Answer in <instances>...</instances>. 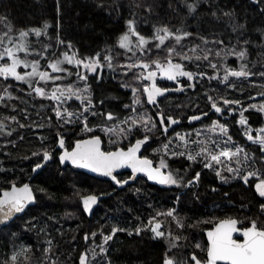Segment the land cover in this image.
<instances>
[{"label": "snow or ice", "instance_id": "6c2138e0", "mask_svg": "<svg viewBox=\"0 0 264 264\" xmlns=\"http://www.w3.org/2000/svg\"><path fill=\"white\" fill-rule=\"evenodd\" d=\"M251 2L254 5H264V0H251ZM197 3L198 0H192V2L183 0L184 7L190 13L197 11ZM103 6V4L100 5V7ZM59 10L60 0H57V11ZM145 11L151 14L152 6L148 5ZM260 11L264 12V7H261ZM212 15L216 16V12H212ZM223 15L231 18L233 14L231 11H225ZM0 22L6 29L0 35V77L5 81L11 79L26 84L31 90L28 94H34L33 99L38 97L41 100L50 101L57 129L70 131L69 126H76L80 133V138L76 139L72 146H66V137L59 130L47 147L44 145L48 137L40 136V149L32 151L31 156L24 157V159L38 158L33 161L31 173L38 175L50 161H54L58 156V163L62 167L70 165L73 169L86 170L106 177L122 190L130 185V182H138L142 178L163 186L195 187L201 183V172L196 171L185 180L178 171L171 170L169 160L183 157L189 162V169L202 165L204 169L213 172L222 184L236 180L241 181L245 186H254V193L259 198L258 212L255 214H250L245 206L241 205L243 218L238 215L213 214L206 219H198L193 224L186 223L176 208L158 212L157 216H166L176 222L177 228L181 230L177 234H173L171 230H162L163 225L157 216L151 217L147 225L137 227L134 232L118 226H113L109 234L101 231L102 243H96V232L85 233V243L87 244L91 239L95 247L86 249L79 256V264H100L96 248L99 249V254L107 256L105 245L118 232H127L129 236L133 234L139 236L145 231H151L154 239L166 241L168 250L163 264H264V155L257 158L255 153L250 154L238 146L229 132L228 123L221 122V117L234 116L237 108L232 106H238L239 119L235 123L242 127L248 141L259 146L258 152L264 154V127L253 135V129L248 125V119L245 117V112L249 109L264 113V104L259 106L251 104L244 107L238 99H229L224 96L217 99L205 93L210 109L217 118L212 119L209 112L188 116L189 124L202 121L204 117H208L210 121L205 128L195 129V138H193L192 132L180 133L172 128L173 125H179L181 120L171 114H165L159 108L161 101L158 99L160 97L167 99V93L183 92L186 87L195 89L197 77L201 79L207 77L209 82L217 80L226 87L235 89V81L247 80L256 73L249 69L247 63H241L239 69H236L228 65L226 60L229 56H235L243 61L247 56V48L237 50L235 46H230L231 42L225 45L222 39L209 40L204 36L199 37L202 44L188 47L183 42L193 35L191 32L183 29L172 31L168 25H161L155 27L151 36H146L137 29L135 20L129 19L126 22L127 31L118 38L117 44L124 53L130 54L126 56L128 62L114 63L116 58L110 53L103 56L100 53L93 56H81L71 42H65L62 39L55 43L44 44L42 51L33 48L29 37L34 35L39 42L40 37L47 35L45 29L50 27L47 23L43 29H19L17 36L13 35L16 29L6 16L0 17ZM231 27L233 32H237L244 29L245 25L232 24ZM168 41L173 43L169 44ZM239 43L240 41L237 40V44ZM243 43L247 45L249 41L244 40ZM61 45L63 49L59 47ZM208 45L217 47H208ZM212 56L219 63L210 58ZM28 57L35 58L28 59ZM41 61L44 63L42 64ZM193 61L197 62L198 71L191 69L190 65ZM202 61L207 62L206 66L213 70L212 73L203 71L205 65L200 63ZM105 67L110 71H116L119 68L125 77H129L131 73L129 80L120 84V87L130 89L132 97L131 103L123 104L127 112L122 116H117L111 111H100L93 101L90 79L99 82ZM21 68L25 70L23 73L19 71ZM42 68L44 70H41ZM48 69L51 71L49 72ZM259 76L264 78V71H260ZM230 78H235V81H230ZM63 80H68L69 83L63 86L57 83ZM129 81H135V83ZM166 82H172V84L169 85ZM41 84L44 86H40ZM50 85V90H46ZM9 87L12 85L8 84L4 89L7 99H18L8 92ZM4 99L5 96L0 95V101ZM103 103L104 101L101 100L100 104ZM147 105L156 106L158 110L150 114L149 111L143 110ZM90 116L105 118L106 122L100 126V131L107 136L109 147H104L105 142L101 135L96 133V127L89 120ZM10 119L19 128L33 126L20 123L15 116ZM48 119L52 121L51 116ZM33 124L36 128L44 126L37 122ZM5 127L4 123L0 122V131H3ZM170 128L175 133L171 137L169 136ZM12 131L7 132V135L11 136ZM203 133L211 135H203L201 138ZM161 136L166 138V142L162 141L160 148L153 149L158 157L157 164L154 159L143 155L142 149L147 151L145 145H149L150 141ZM19 139L23 140L24 137L21 135ZM124 141H128L127 145H124ZM173 144L175 149L171 147ZM257 163L259 167L256 166ZM120 170H130V172L125 175ZM37 191L43 193L46 190L43 188L34 190L28 183L18 186L14 182L8 188L0 189V225L7 227L8 222L17 214L24 213L29 205L36 204ZM136 191L139 192V189ZM212 191L215 192L217 189L212 188ZM224 195L227 196L228 193ZM194 196L199 199L198 194L194 193ZM98 199L96 195H81L83 212L92 214L93 206L98 203ZM200 225H210V227L204 233L206 242L204 244L195 242L192 245L198 251L185 252L182 255L168 254L181 247L186 249L188 238L183 235V230ZM181 240L185 241L183 245L180 243ZM48 243L51 244V241ZM26 251L27 249L22 247L20 252L6 259L5 264H18V257ZM45 251L50 253L51 248ZM89 251L93 253L91 261L88 259ZM201 253L203 256L200 255ZM53 264H55L54 261ZM106 264H111V261H106Z\"/></svg>", "mask_w": 264, "mask_h": 264}, {"label": "trees", "instance_id": "16d2710c", "mask_svg": "<svg viewBox=\"0 0 264 264\" xmlns=\"http://www.w3.org/2000/svg\"><path fill=\"white\" fill-rule=\"evenodd\" d=\"M101 4L104 6L100 7ZM148 5L152 6L151 14L145 11ZM261 7L264 5H254L251 0H198L197 11L190 13L184 7L183 0H60L58 12L57 0H0V17L6 16L15 27L16 31L13 34L18 33L19 29H43L46 23L50 25L45 29L47 35L40 37L36 45L41 51L44 44L55 43L62 39L71 42L81 56H93L96 53H100L101 56L109 53L113 55L112 49L116 46L118 38L127 31L126 22L129 19H134L138 27H146L149 35L154 33L155 27L161 25H168L172 31L183 29L191 32L193 35L183 42L188 47L193 46L194 43H202L199 37L204 36L209 40L222 39L225 45L231 42L230 46H235L237 50L247 48V56L243 61L233 56L226 63L236 69H239L241 63H247L249 69L256 75L248 81L239 80L235 89L228 88L217 80L211 82L208 79L203 80L201 102L203 107H208L205 93L208 94L207 90L211 87L219 90L224 97L240 101L246 99L250 101L264 93V78L259 76V72L264 71V12L260 11ZM225 11H231L232 17H225L223 15ZM212 12H216V16H213ZM232 24H244L245 28L233 32ZM32 40H35V37H32ZM237 40L240 41L239 44ZM244 40H248L249 43L245 45ZM59 47L63 49L62 45ZM212 59L215 61L214 56ZM215 62L219 63V61ZM190 67L192 69L193 66ZM222 72L221 69V76ZM8 84L16 86L15 88L20 87L19 90L8 88V92L18 99H7L4 89ZM94 88L95 91H118L121 102L129 103L132 99L131 91L120 87V82L96 84ZM29 92L31 90L26 84L11 79L5 81L0 77V95L5 96V99L0 101V121L15 116L23 124H31L29 120L31 119L32 122L37 121L44 125L42 128H37L35 133L4 123L6 127L0 131V169H3L0 171V189L8 188L13 182L20 186L30 181L33 175L31 166L38 158L24 159V157L31 156L32 151L40 149V136L48 137L44 145L47 147L56 137L58 130L66 132L65 129H57L55 126L54 112L50 108L51 102L40 98L33 99V95H29ZM188 93L192 94V89ZM222 95L219 94L217 98ZM26 115L27 119H25ZM50 116L51 122L48 119ZM248 122L253 127L261 126L263 115L249 111ZM13 129L15 131H12ZM9 131H12L11 136L7 135ZM21 135L24 137L23 140L19 139ZM255 154L260 153L256 150ZM74 171L70 167L63 168L59 165L56 157L31 182L34 190L43 188L46 191L36 192L37 205L33 207L35 212L29 215L30 222L38 224L40 230L44 228L49 231L51 237L56 240L54 254L61 260L57 264H79V256L85 250V233L96 232L97 243L102 241L100 232L109 234L113 226L134 232L137 227L146 225L151 217L157 216L159 211L154 205L161 203L165 196L164 192H154L149 188L136 194H125L126 191L112 193L113 189L106 190L105 187L97 189L92 185L94 177ZM200 172L201 183L188 189L182 196L179 212L182 217L188 219L186 223L194 224L196 220L213 214L238 215L243 218L241 205H244L250 214L258 212L259 198L255 195L253 187H245L241 182H234L225 189L224 187L217 189L212 172L204 169L203 166ZM212 188H216L217 191L213 192ZM194 193L198 194L199 199L195 198ZM224 193L228 195L225 196ZM90 194L107 196L92 218H88L83 212L80 200L81 195ZM116 202L121 206H115ZM217 203L220 204L219 208L214 207ZM27 214L12 224L22 219L28 222ZM208 227L210 225H200L183 230V235L188 238L187 250L184 248L183 251L191 253L193 242L197 238H204ZM172 232L177 234L181 230L174 225ZM20 236H26L25 232L18 231L16 234L11 232L0 237V260L8 252L14 240H18L16 238ZM45 236L44 233L38 237L36 239L38 243L42 244ZM89 241L92 242L91 239ZM182 242L185 243L184 240ZM167 250L162 239H152L150 231H145L140 236L135 234L129 236L127 232H118L109 241L106 257L112 264H163Z\"/></svg>", "mask_w": 264, "mask_h": 264}, {"label": "rangeland", "instance_id": "374dc122", "mask_svg": "<svg viewBox=\"0 0 264 264\" xmlns=\"http://www.w3.org/2000/svg\"><path fill=\"white\" fill-rule=\"evenodd\" d=\"M136 22V21H135ZM136 25H137V29L142 33V34H144V35H146V36H151V35H149V34H147L148 33V30H147V28L146 27H138V24H137V22H136ZM4 31H6V29L4 28V24L2 23V22H0V35H2L3 34V32ZM13 35H17L18 36V33H15V34H13ZM32 37H35L34 35H32V36H30L29 37V39H30V41H31V46L33 47V48H35V49H37V50H39L38 48H36L37 46V44H38V41H36V37H35V40H32ZM133 39H135V38H133ZM168 43L169 44H171V43H173V41H168ZM117 44H118V42H117ZM117 44H116V46L115 47H113V49H112V54H113V56L116 58L115 60H114V63H117V62H119V63H126V62H128L127 60H126V56L127 55H130V54H127V53H124V50H122V49H119L118 48V46H117ZM199 44H202V43H199ZM193 45H195V43L193 44ZM203 46V45H202ZM208 47H210V46H208ZM69 54H71V53H69ZM21 55H23V54H21ZM162 55H163V53H162ZM233 56H229L228 58H227V60H229V59H231ZM35 57H33V59H34ZM210 58H212V57H210ZM28 59H31L30 57H28ZM226 60V61H227ZM41 63H42V61H41ZM196 63L197 62H195V61H193V63H192V65L191 66H193L192 67V70L193 71H198L199 69H197L196 68ZM202 65H205L204 67H203V71H205V72H207V73H210L209 71H211L212 69L210 68V67H207L206 66V61H202V62H200ZM43 64V63H42ZM41 70H44L43 68L41 69ZM19 71L21 72V73H23L25 70L24 69H19ZM29 71H30V69H29ZM48 71L50 72L51 70L50 69H48ZM104 71H108V72H110V73H112L113 75H115V78H116V82H120V84H121V82H123V81H128L129 80V77L131 76V73H129V77H125V76H123L122 74H121V69H119V68H117V70L116 71H110V70H108L107 69V67H105L104 68ZM213 71V70H212ZM222 75H223V72H222ZM251 78V77H250ZM249 78V79H250ZM205 79H207V77L205 78ZM230 79H233V81H235V78H230ZM249 79H247V81L249 80ZM73 80H75V78H73ZM68 80H63V81H59V82H57L58 84H60L61 86H63V85H66L67 83H69V81L67 82ZM202 79H200V82H201V85H202ZM243 81H246V80H243ZM17 82V81H16ZM130 83H135V81H129ZM238 81H235V83H237ZM19 83V82H18ZM167 83V82H166ZM21 84V83H20ZM41 86V85H40ZM16 86H14V85H12V89H20V87H18L17 86V88H15ZM50 87H51V85L50 86H48V88H46V90H50ZM188 89H192V91H195V90H193V88H191V87H187ZM123 89H125V88H123ZM126 90H128V91H130V89H126ZM21 91V90H20ZM208 95H211V96H213V97H216L217 98V96L220 94V95H222V93L221 92H219V90H216V89H214V87H211V88H209L208 90ZM202 93V92H201ZM34 95V94H33ZM195 94H191V93H188V94H185L184 96H182L180 99H179V104L175 107V110L174 111H181L182 112V114L183 115H185V114H187L188 112H191L192 111V109H193V101L196 99L195 98ZM223 96V95H222ZM220 97V96H219ZM226 97V96H225ZM38 98V97H37ZM146 99V98H145ZM217 99H219V98H217ZM247 100V99H246ZM242 102V105L244 106V107H248V105H251V104H256L257 106H259L260 104H264V99H261V100H259V101H249L248 103L247 102H245V101H241ZM201 104H202V102H201ZM206 104L208 105V106H210L209 105V103H208V101H207V98H206ZM234 106V105H233ZM169 107H170V103L169 102H167V103H165V104H161L160 105V109H162L165 113L166 112H169ZM202 107H203V105H202ZM143 110H147V111H149V113L150 114H152L153 112H152V110H151V108H150V106L149 105H147V107H146V109H143ZM158 109H156V111H157ZM249 111H255V112H257V113H260V114H262L263 115V124H262V127H264V113H261V112H258V111H256L255 109H249ZM237 118H236V120H238L239 119V108H237V111H236V113L234 114ZM91 116L89 117V120L91 121ZM16 120H18L19 121V119H16ZM31 122V124L33 125L32 127H27V128H21V130H27L28 132H35L36 133V130H37V128L35 127V124H33V122H37V121H33L32 122V120L31 119H29ZM0 122H3V123H8V125H11L12 127H14L15 125H16V127H17V129L19 128V126L13 121V120H11L10 118H5L4 119V121H0ZM106 121H104L102 124H101V126L105 123ZM108 123H110V122H108ZM70 128H71V130L70 131H72L73 133H76V134H78V136H77V139L80 137V133H79V129L76 127V126H69ZM96 130H98V131H100V125L99 126H97L96 127ZM259 130V129H258ZM258 130H253V135H255L256 134V132L258 131ZM101 132V131H100ZM69 130H66V132H64V136L66 137V146L68 145L67 143H68V138H69ZM90 135V134H89ZM101 135H103L102 137L104 138V140H105V143L107 144V147H109V145H108V143H107V136H105L104 135V133L103 132H101ZM203 135H211L210 133H203L202 134V137L201 138H203ZM9 138V137H8ZM155 139H158V141L156 142V144H155V147L154 148H160V146H161V141L159 140V138H155ZM128 142L127 141H124V144H127ZM236 143V142H235ZM248 143V146H249V148H244L246 151H248L250 154H253V153H255L256 152V150H258V148H259V146L258 145H256V144H253V143H251L250 141H248L247 142ZM238 146H240V147H242L241 145H239L238 143H236ZM171 147H173L174 149H175V144H173ZM243 148V147H242ZM153 153H155L154 151L152 152V154ZM257 155V154H256ZM260 155H264V154H262V153H260V154H258L257 155V158H259V156ZM202 166V165H201ZM257 167H259L260 165L257 163V165H256ZM72 170H74V169H72ZM76 171V170H75ZM74 171V172H75ZM77 172V171H76ZM75 172V173H76ZM80 172V171H79ZM79 172H77V173H79ZM86 174V173H85ZM88 175V174H87ZM90 176V175H89ZM92 177V176H91ZM254 179V178H253ZM96 181H98V182H96ZM234 182H240V181H236V180H232L230 183H228L229 185L230 184H232V183H234ZM93 183L94 184H92L93 185V187H97V189H100V188H104L105 187V189L106 190H111V189H113L114 190V188L109 184V183H106V182H103V181H100L99 179H96V178H94L93 179ZM148 187H147V184L146 183H141L139 186H137V187H133V188H131V189H128V190H126V193L125 194H130V193H138L137 191H136V189H139V192H144L145 191V189H147ZM192 188V187H191ZM179 190H173V189H171V188H169L166 192H164L165 193V196H164V198H163V201H161V203H158V204H155L154 205V207H156L157 209H158V211L159 212H166L167 210H170V209H172V208H176V210H177V212L179 213V215H180V212H179V208L182 206V196H183V194H184V192H186L188 189H190V188H188V187H179L178 188ZM177 198H179V202H177ZM119 202V201H118ZM170 202H171V204H170ZM115 206H121V204H118L117 202H116V204H115ZM214 207L215 208H219L220 207V204H216V205H214ZM35 211L33 210V208H31L29 211H28V214L26 215V216H28V222H26L25 220H20V221H18V222H16L15 224H11V225H9V226H7L6 228H4L3 230H1L0 231V237L1 236H6V235H9L11 232L12 233H14V234H16L18 231H23V232H25V234H26V236H24V237H22V236H20L19 238H16V239H18V240H14V242L12 243V245L10 246V248L8 249V252L7 253H5L4 255H3V257L1 258V260H0V264H5V261H6V259H10V257L13 255V254H16V253H18V252H20V250H21V248L23 247V248H25V249H27V251L26 252H24V253H22L19 257H18V264H53V261L55 262V264H57V263H60L61 262V260H60V258L57 256V255H55L54 254V252H55V248H54V246L56 245V240L53 238V237H51V233L49 232V231H46V230H44V228L43 229H41L40 230V227H39V225L38 224H35L34 222H30V217H29V215L31 214H33ZM180 217L181 218H183V219H185V221H187L188 219L187 218H185L184 216L182 217L181 215H180ZM208 218V217H207ZM157 219L162 223V225H163V228H162V230H171L172 231V226H176V222L174 221V220H171V218H168V217H166V216H157ZM204 219H206V218H204ZM169 221V222H168ZM24 222V223H23ZM19 223V224H18ZM32 223H34L33 224V227L32 228H30V225L32 224ZM172 226H171V225ZM147 225V224H146ZM177 227V226H176ZM15 231V232H14ZM45 233V237L46 238H44L43 239V241L41 242L42 244H40V243H38V240H36L38 237H40V236H42V234H44ZM150 233H151V237H152V239H154L153 238V233L150 231ZM174 234V233H173ZM140 236V235H139ZM204 238H206V236H204ZM204 238L203 237H200V238H197L196 239V241L195 242H200L201 244H204L205 242H204ZM48 241H51V244H49L48 243ZM12 242V241H11ZM195 242H193V244L195 243ZM97 243H102V241L101 242H97ZM163 243L165 244V246L167 247V249H168V245H167V243H166V241L165 240H163ZM180 243H181V245H183V242H182V240L180 241ZM108 244H109V242H108ZM108 244L107 245H105V247L107 248V253H108ZM91 247H95V244L93 243V241L92 242H90V241H88L87 242V244L85 243V246H84V248H85V250L86 249H89V248H91ZM190 247H191V245H190ZM49 248H51V252L50 253H48V252H46L45 251V249H49ZM183 249H184V247H181V248H179V249H174L171 253H168L169 255H173V254H177V255H182L183 253H185V251L187 250H184L183 251ZM85 250L83 251V252H85ZM192 251H198V250H195L194 248L192 249ZM96 254H97V258H98V260L100 261V264H106V261H109L110 259H108L106 256H104V255H101V254H99V249L98 248H96ZM201 256H203V253H201L200 254ZM92 256H93V253L91 252V251H89L88 252V259L91 261L92 260ZM111 261V260H110ZM111 264H112V262H111Z\"/></svg>", "mask_w": 264, "mask_h": 264}, {"label": "flooded vegetation", "instance_id": "af4514ba", "mask_svg": "<svg viewBox=\"0 0 264 264\" xmlns=\"http://www.w3.org/2000/svg\"><path fill=\"white\" fill-rule=\"evenodd\" d=\"M206 77H204L202 80H205ZM199 77H197V80L195 81L196 87L195 91H192V94H195V100L193 101V109L191 112H188L187 114L183 115L181 111H174L175 107L179 104V99L184 96L185 94H188V91H191V89H188L187 87L185 88V90L183 92H170V95L167 97V99H162L161 100V104H165L167 102L170 103V107H169V112H166L165 114H171L174 117H177L181 120V124L177 127H175L176 132H180V133H185V132H192L193 133V138L194 137V130L195 129H203L205 128L206 125H208L210 123L208 117L205 118L203 121L199 122V123H195L193 125H190L188 122L187 117L190 115H201L203 112H209V115L211 116L212 119H216L217 117L215 115H213V113H211V109L210 106L208 107H202L201 104V82H200ZM111 81H116L115 75H113L112 73L108 72V71H104L102 72V79L99 82H96L95 80H91L90 82L92 84V89H93V101L97 104V108L100 111L103 112H113L115 113L117 116H122L124 114H126L124 111H127L123 108V104H126L127 101L121 102L120 100V96L117 94L118 91H111V90H107V91H95V85L96 84H102V83H107V82H111ZM203 82V81H202ZM163 83V82H161ZM169 85L172 84V82H167ZM100 92V93H99ZM132 98V97H131ZM103 100L104 103L100 104V101ZM245 102H249L248 100H245ZM78 103V102H77ZM131 103V101L129 102ZM110 105H112L110 107ZM159 105V107H160ZM232 107H236L239 108L238 106H232ZM151 108V107H150ZM157 107L155 108H151L152 112L155 113L156 112ZM123 111V113H122ZM248 114L249 111L245 112V117L248 119ZM236 116H228L226 118L221 117V122H227L229 125V132L230 134L233 136V140L238 143L239 145H241L243 148H249L248 146V140L245 137L244 133H243V129L242 127L238 124L235 123L236 121ZM105 121V118L102 116L99 117H92L91 118V122L93 124V126L97 127V126H101V124ZM248 125L254 130H258L262 127L261 126H257V127H253L249 124ZM73 131V130H72ZM72 131H69V140H68V146H72L74 145L75 140L77 139L78 134L73 133ZM96 133L101 135V132L96 130ZM175 133L171 131H169V136H174ZM103 135H101L102 137ZM80 138V137H79ZM86 138V137H85ZM102 139L104 140V138L102 137ZM159 140L165 141L166 142V138L161 136L159 137ZM158 141V139H155L153 141L149 142V145H145V148H147V151L142 152L143 155L148 156L150 159H154L157 164H158V157L156 156L155 153L152 154L153 149L155 147L156 142ZM105 142V140H104ZM128 142V141H127ZM127 145V144H124ZM104 147H107V144L104 143ZM58 158V156H57ZM169 164L171 167V170L174 171H178L179 175L183 176L185 178V180L188 177H191L196 171L200 172L201 169V165L199 166H193L191 169L188 168V164L189 162L187 160H185L183 157H177V158H172L169 160ZM128 172H124V174L126 175ZM213 178H215L216 184H217V189H220L221 187L227 188L229 186V184H222L218 178L215 177L214 173L212 172ZM106 183H109L114 190L112 191V193H117V192H122V191H126L128 189H131L133 187H137L139 186L141 183H146L147 187L149 188V190H152L154 192H166L169 188L173 189V190H179V187L176 186H163V185H158L155 184L154 182L151 181H147L146 178H142L139 179L138 182H136L133 185H129V186H125V189H120L119 187L115 186L114 183L112 181H104V180H100ZM241 182V181H240ZM242 183V182H241ZM245 186V185H244ZM248 187V186H245ZM151 188V189H150ZM254 189V186H253ZM33 208V207H32ZM30 210V209H29ZM155 240H161L159 238H155Z\"/></svg>", "mask_w": 264, "mask_h": 264}, {"label": "water", "instance_id": "95a60500", "mask_svg": "<svg viewBox=\"0 0 264 264\" xmlns=\"http://www.w3.org/2000/svg\"><path fill=\"white\" fill-rule=\"evenodd\" d=\"M169 95H170V93H167V94H166L167 97H168ZM158 99L161 101L162 99H164V97H160V98H158ZM261 99H264V95H258V96H256V97L252 98L251 101H259V100H261ZM149 106H150L151 108H155V107H156V106H153V105H149ZM211 113H212V110H211ZM205 118H207V117H204L203 120H204ZM203 120H202V121H203ZM199 122H201V121H194V122H192V124H190V125H193V124H195V123H199ZM180 124H181V123H180ZM180 124H179V125H180ZM179 125H173L172 128H175V127H177V126H179ZM172 128H170L169 131H171ZM142 152H143V149H142ZM50 162H51V161H50ZM50 162H49V163H50ZM46 167H47V166H46ZM46 167H45V169H46ZM67 167H70V168H71L70 165L67 166ZM67 167H63V168H67ZM45 169H44V170H45ZM72 169H73V168H72ZM44 170H42L39 174H41ZM74 170H76V171H80V172H83V173H86V174H88V175H90V176H92V177H94V178H96V179H99V180L110 181V180H109L108 178H106V177H101V176H98L97 174L89 173V172H87L86 170H77V169H74ZM120 172H121V173H124V172H130V170H120ZM39 174H38V175H39ZM38 175L35 174V173H33L32 178L30 179V181L28 182V184L31 185V182H32V181L34 180V178H36ZM135 183H136V182H130V185H133V184H135ZM31 186H32V185H31ZM128 186H129V185H128ZM92 195H94V194H92ZM96 196H97L99 199H98V203H97L96 205L93 206V212H92V214L85 213L86 216H87L88 218H92V217H93L95 211L98 209V207L100 206V204H101L104 200H106V198H107L106 195H96ZM36 205H37V203L34 204V205H29V207L25 210L24 213L17 214L16 217H14L11 221L8 222V226L11 225L13 222H15L17 219L23 217V216L29 211V209H31L32 207H35ZM4 228H6V227H4L3 225H0V231L3 230ZM205 232H206V231H205ZM205 236H206V235H205Z\"/></svg>", "mask_w": 264, "mask_h": 264}]
</instances>
